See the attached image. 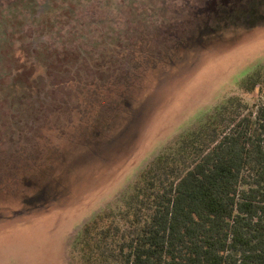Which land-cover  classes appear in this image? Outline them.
Returning a JSON list of instances; mask_svg holds the SVG:
<instances>
[{
	"label": "rangeland",
	"instance_id": "1",
	"mask_svg": "<svg viewBox=\"0 0 264 264\" xmlns=\"http://www.w3.org/2000/svg\"><path fill=\"white\" fill-rule=\"evenodd\" d=\"M257 71L264 0H0V264H84V225Z\"/></svg>",
	"mask_w": 264,
	"mask_h": 264
},
{
	"label": "trees",
	"instance_id": "2",
	"mask_svg": "<svg viewBox=\"0 0 264 264\" xmlns=\"http://www.w3.org/2000/svg\"><path fill=\"white\" fill-rule=\"evenodd\" d=\"M37 58L24 56L13 79H34ZM261 75L248 77L250 90L260 83L259 96L242 117L232 110L242 102L231 98L182 141L188 155L160 154L120 211L84 225L77 242L84 264H264Z\"/></svg>",
	"mask_w": 264,
	"mask_h": 264
}]
</instances>
